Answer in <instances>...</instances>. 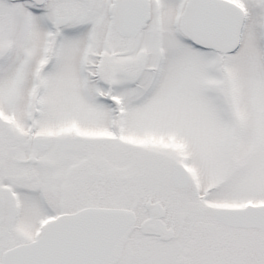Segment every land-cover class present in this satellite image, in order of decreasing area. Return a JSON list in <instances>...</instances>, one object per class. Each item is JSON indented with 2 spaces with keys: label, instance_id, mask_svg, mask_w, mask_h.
Listing matches in <instances>:
<instances>
[{
  "label": "snow or ice",
  "instance_id": "1",
  "mask_svg": "<svg viewBox=\"0 0 264 264\" xmlns=\"http://www.w3.org/2000/svg\"><path fill=\"white\" fill-rule=\"evenodd\" d=\"M0 264H264V0H0Z\"/></svg>",
  "mask_w": 264,
  "mask_h": 264
}]
</instances>
